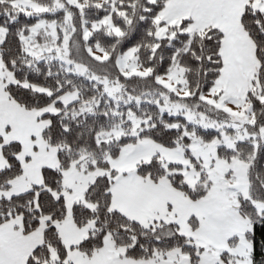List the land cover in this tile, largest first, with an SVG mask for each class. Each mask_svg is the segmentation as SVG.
Returning a JSON list of instances; mask_svg holds the SVG:
<instances>
[{
    "label": "snow or ice",
    "instance_id": "1",
    "mask_svg": "<svg viewBox=\"0 0 264 264\" xmlns=\"http://www.w3.org/2000/svg\"><path fill=\"white\" fill-rule=\"evenodd\" d=\"M0 264H264V0H0Z\"/></svg>",
    "mask_w": 264,
    "mask_h": 264
}]
</instances>
